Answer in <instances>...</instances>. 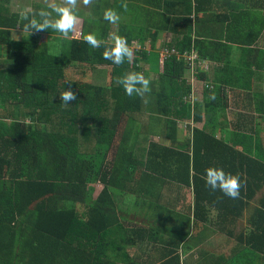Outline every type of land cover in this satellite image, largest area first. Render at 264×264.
I'll return each mask as SVG.
<instances>
[{
  "label": "trees",
  "instance_id": "obj_1",
  "mask_svg": "<svg viewBox=\"0 0 264 264\" xmlns=\"http://www.w3.org/2000/svg\"><path fill=\"white\" fill-rule=\"evenodd\" d=\"M204 1L94 0L79 5L81 37L47 30L24 40L13 37L23 23L19 11L12 0H0V53L7 55L6 64L0 63V264H137L126 249L147 240L155 247L162 232L165 243L176 247L188 236L189 246L216 248H200L204 256L189 264H264V137L258 125L242 131L244 115L231 131V144L217 137L215 127L225 126L212 99L227 84L255 89L259 97L264 27L243 20L227 26L221 20L219 27L217 19L192 16L204 9ZM43 7L36 1L33 8ZM109 8L120 16L116 24L103 19ZM208 22L218 23L209 31ZM237 26L253 29L236 32ZM93 31L105 42L99 48L84 42ZM161 33L172 39L159 41ZM43 34L53 42H41ZM112 35L127 38L131 63L103 58ZM57 45L58 53L52 49ZM192 60L205 91L202 102L192 101L186 77ZM100 66H108L105 85L69 73ZM130 72L149 78L151 91L127 96L118 81ZM69 83L77 99L65 105L59 95ZM260 102L264 98H256ZM145 108L160 117V132L170 145L150 140L152 127L142 121ZM182 120L204 122L192 128L188 142L178 139ZM209 166L240 174L239 199L206 185ZM189 191L194 208L187 203ZM133 198L137 210L131 214L125 207ZM139 206L147 215L181 220L188 235L176 237L174 228L165 227L144 235L134 224ZM213 207L215 230L208 227ZM163 264L181 263L175 257Z\"/></svg>",
  "mask_w": 264,
  "mask_h": 264
},
{
  "label": "crops",
  "instance_id": "obj_2",
  "mask_svg": "<svg viewBox=\"0 0 264 264\" xmlns=\"http://www.w3.org/2000/svg\"><path fill=\"white\" fill-rule=\"evenodd\" d=\"M206 6L204 9H201V11H196L192 16L197 17L198 15L200 18H214L217 19L219 22V27H221V20H228V22H225L224 24L227 26V24L234 23L236 21H241L243 20L244 24L246 25L247 22H252L253 24H257L258 27H264V0H205L204 1ZM16 11V7H14ZM198 16V17H199ZM234 18V19H231ZM247 21V22H246ZM217 22V23H218ZM211 24V23H206L208 30L211 31L213 28L217 25ZM211 27V28H210ZM205 28V25L202 29ZM237 31L245 33V31H248L249 29L247 27L243 28L241 26H237ZM253 29L250 28V30ZM21 31V29H16ZM249 30V31H250ZM15 31V30H14ZM26 39L30 38L28 37V33L23 34ZM25 40V39H24ZM260 44V43H258ZM234 49L237 48V44H233ZM264 50V42L259 45V49ZM234 56V55H233ZM251 61V60H250ZM163 63V62H162ZM207 65L209 68V62L207 60H204L202 68L204 69V66ZM253 67H256L253 65ZM257 67L260 68L261 72H264V61H259V64ZM207 68V69H208ZM204 69V70H207ZM108 76V71L104 70L103 73H105ZM187 75V73H186ZM197 82L198 81L197 78ZM253 88H255V81H251ZM261 84V91L259 92V97L256 96L255 89H249L248 87H243L238 86L237 84H227L224 86V89L222 91H219L217 97L215 98L214 104L218 105L219 107V112L222 113L223 115L221 116L220 119H223L225 130L221 128V126H216V134L217 137H225L226 142L228 144H231L233 141L231 139V131H234L236 129L235 123L239 120L240 116H243V123L247 124V127H245L242 131L243 132H248L249 128L253 125H258L257 129L259 132L264 137V102H260V104H256L255 100L256 98L262 99L264 98V79L260 81ZM251 88V87H250ZM202 101L205 98V91L204 87L202 85ZM211 100V98H210ZM200 101V102H202ZM234 107H239L237 110H234ZM231 110H234L235 112H232ZM151 118H152V123L151 127L153 132H151L150 140L160 142L162 144H171V140L167 139V137L163 136L160 132V127L159 124H157L160 120L159 118L155 115L154 118L151 115V112H149ZM153 114V113H152ZM199 124V125H198ZM204 125V122L201 121H194V120H189V121H181L178 124V139L182 142H188V139L190 140V137L192 136V128L193 127H199L202 128ZM162 126V122H161ZM264 140V139H263ZM256 145V144H255ZM254 145V146H255ZM256 147V146H255ZM254 147V148H255ZM238 148H241L240 145H238ZM192 192V189H190ZM188 192V200L187 203L191 206V208H194L193 204V193ZM147 200L143 202V205L145 204ZM141 204V203H139ZM193 204V205H192ZM138 205V204H137ZM146 205L147 202H146ZM143 206L138 207V211L141 212L138 214V219L135 221V225L140 227L142 231H145L144 235H150L151 233L149 230L153 229L155 232L156 229L160 227H165V228H174V233L176 234V237H180L183 235H188V232L190 229L188 226H184L182 224L181 220H164V216L162 217H157V216H151L147 215V213L142 209ZM218 214V209L213 207L211 210V216H210V224L208 227L212 228L213 230L216 229V218L215 216ZM187 221V218L185 219ZM189 220V219H188ZM192 222V220H190ZM189 221V222H190ZM188 222V221H187ZM243 224L245 220L241 221ZM241 222L239 223L241 225ZM203 223H200L202 225ZM164 228V229H165ZM162 234L159 235L160 239L156 243L157 246H152L153 244L150 245L149 240H147V243L145 245H140L139 246H130L126 249L127 254L131 256L134 262H137V264H163L165 261L172 259V258H178L180 260L181 264H187V261L189 260V263L193 260H197L198 258L204 256V254H201V249L205 250H212L214 251L216 248H211L212 245H207L204 244L202 246H189L188 242V236L187 239L183 242L181 241L180 245L176 247V245H171L166 244V236L162 239ZM167 235V233L165 234ZM162 243V244H160ZM201 248V249H200ZM184 260V261H183ZM188 263V264H189Z\"/></svg>",
  "mask_w": 264,
  "mask_h": 264
},
{
  "label": "clouds",
  "instance_id": "obj_3",
  "mask_svg": "<svg viewBox=\"0 0 264 264\" xmlns=\"http://www.w3.org/2000/svg\"><path fill=\"white\" fill-rule=\"evenodd\" d=\"M43 2L45 7L40 8L38 11L32 7L30 2H26L21 7L19 17L23 23L22 25L18 24L17 28L21 29L22 34L28 33L30 35L34 32L52 30L60 33L64 38H68L70 34L78 38L83 23L79 15V5L82 3L84 7H88L94 3V0H43ZM122 7L127 11L126 3ZM103 19L111 24H116L120 20V16L116 10L109 8L104 11ZM83 39L91 48H99L105 43L98 38L97 33L94 31L84 35ZM110 39L114 43L111 47L105 49L103 58L112 61L116 65L123 64L125 59L131 63L133 50L129 46L127 38L112 35ZM118 83L123 86L126 95L129 97L134 95L143 97L145 93L151 91L150 79L140 72L125 74L119 79ZM59 99L65 105L76 101L77 93L72 90L70 83L67 90L59 95ZM212 99H215V96ZM204 179L206 185L213 191L219 189L232 199L240 198L242 181L239 173L233 174L226 172L223 167L209 166L206 169Z\"/></svg>",
  "mask_w": 264,
  "mask_h": 264
},
{
  "label": "rangeland",
  "instance_id": "obj_4",
  "mask_svg": "<svg viewBox=\"0 0 264 264\" xmlns=\"http://www.w3.org/2000/svg\"><path fill=\"white\" fill-rule=\"evenodd\" d=\"M36 1H38L40 3H44L43 0H12L11 5L13 7H16L17 10H19V9H21V7L26 2H30L32 7H34V3ZM80 6H82V3H80ZM82 21H83V23H82V26H81L79 37L82 36L83 30H84V20L82 19ZM23 34H22V31H19V30L13 31V37L15 39H25L26 40L27 37L25 38V36ZM159 39H160L159 41H168V40L172 39V37L166 36V34L164 35V33H161V35H159ZM50 40H51V42H53L52 38L48 37L45 34H43L41 39H40V41L43 42V43L48 42ZM134 46H135V48H138V45H134ZM57 47H58V45L57 46H53L52 49L58 53V51H61V48H59V50H58ZM164 57H165V51L163 50V51L160 52V63H161L160 68L161 69H162V66H163L162 62H163ZM6 58H7V55L0 53V63H1V61L5 62L4 59H6ZM5 64H6V62H5ZM0 67H2V66H0ZM143 67H144L145 70H147L149 68V65H144ZM207 68H208V66L205 65L204 69H207ZM102 70H103V72H104V70H108V66H100L98 69H89L88 73H86V74L81 73L79 69L74 68V69H70L69 73L71 74V77H73V78L75 76L76 78H82V79L89 80L90 82H93V83L104 84L105 85V84L108 83V76L106 74V71H105V73H103ZM194 71H195V69L191 68L190 70H187V75H186V77L189 79L188 81L193 85L192 101L193 102L202 101V92H203L202 84L200 82H197V77H195V75L193 73ZM238 108L239 107H234V110H237ZM234 110H231L230 113L233 114L232 112H235ZM143 112L146 115L144 116L142 121L147 125V127H150L151 123H152V118H151V116L149 114V110H147L145 108ZM155 116L157 117V115H155ZM159 120H160V117H159ZM140 123H141V120L137 124H140ZM157 124H159V127L161 128V121H159ZM119 138H120V136H117V140H116L115 144L112 145V147L109 149V155H108L109 159L113 157V155H114V153H115V151L117 149V145L119 143ZM96 193H97V191L94 190L92 192V194H91V197L96 196L97 195ZM127 202L129 204H127V206L125 208L127 209V211H131V214H134L136 212V210H137L136 203H135V198H133L131 200H127ZM188 263H189V260L187 261V264Z\"/></svg>",
  "mask_w": 264,
  "mask_h": 264
},
{
  "label": "built area",
  "instance_id": "obj_5",
  "mask_svg": "<svg viewBox=\"0 0 264 264\" xmlns=\"http://www.w3.org/2000/svg\"><path fill=\"white\" fill-rule=\"evenodd\" d=\"M194 59H195V57H194ZM191 62H192V63H191V64H192V65H191V68L193 69V68H194V65H196V63H195L193 60H192ZM193 73H194V72H193Z\"/></svg>",
  "mask_w": 264,
  "mask_h": 264
}]
</instances>
